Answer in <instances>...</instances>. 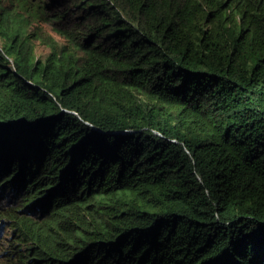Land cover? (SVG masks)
I'll list each match as a JSON object with an SVG mask.
<instances>
[{
  "label": "trees",
  "instance_id": "16d2710c",
  "mask_svg": "<svg viewBox=\"0 0 264 264\" xmlns=\"http://www.w3.org/2000/svg\"><path fill=\"white\" fill-rule=\"evenodd\" d=\"M5 190L11 264H264V0H0Z\"/></svg>",
  "mask_w": 264,
  "mask_h": 264
},
{
  "label": "rangeland",
  "instance_id": "374dc122",
  "mask_svg": "<svg viewBox=\"0 0 264 264\" xmlns=\"http://www.w3.org/2000/svg\"><path fill=\"white\" fill-rule=\"evenodd\" d=\"M33 26L37 27L39 30L44 31L46 34H49L51 37L58 40L62 44H65L67 42L65 37L58 35L55 31H53L46 24L35 23ZM34 52H35V55L37 57H44L49 52V48L45 44L41 43L39 40H35ZM20 197H21V195L16 196L14 193H11L10 191L5 190L1 194L0 205H4L6 207L16 209L17 200ZM17 208H20V207H17ZM19 212L22 213V210ZM12 224H13V222L10 221V219H7L6 222H4V224H3V232L2 233L0 232V264H11V259L9 261L4 260L5 258L9 257L8 254L6 253L5 249L6 250L9 249V244L11 242L6 241L3 236L7 235L8 237H10V233L13 231L12 230ZM12 236H11V238H12ZM6 243H8V244H6Z\"/></svg>",
  "mask_w": 264,
  "mask_h": 264
}]
</instances>
